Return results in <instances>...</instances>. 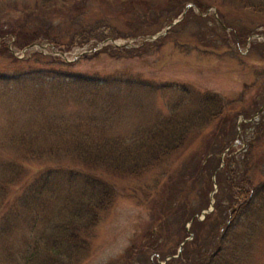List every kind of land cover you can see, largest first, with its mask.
Returning a JSON list of instances; mask_svg holds the SVG:
<instances>
[{"label": "rangeland", "instance_id": "obj_1", "mask_svg": "<svg viewBox=\"0 0 264 264\" xmlns=\"http://www.w3.org/2000/svg\"><path fill=\"white\" fill-rule=\"evenodd\" d=\"M201 1L208 5L200 8L192 0H185L180 11L174 13V0H77L56 7L42 0H0V20L13 24L25 21L31 29L47 26L57 43L44 39L32 42L34 46L27 47L19 57L24 46L17 47L14 36L5 32L0 35V47L4 43L8 50L0 51V73L52 66L103 78L107 85L112 78L118 79L114 112L101 125L105 134L120 135L128 141L124 143H131L134 140L128 136L133 130L173 112L192 120L189 124L195 127L201 122L194 111L202 95L207 94L217 95L228 113L226 122L221 119L218 124L215 117L196 132L190 131L181 149L154 162L146 171L136 175L104 171L114 183L113 199L91 229L88 250L71 258L74 264H167L172 258H177L175 264H194L205 248L215 251L221 238L227 252L222 264H264V190L255 200L252 218L238 219L225 237V219L211 227L205 217L214 202L225 205L231 197L232 203L244 201L247 189L264 184V0ZM84 26L94 29L92 34L107 35L72 42L65 49L69 50L66 58L41 56L54 55L53 50L78 39L76 32ZM128 33L134 34L121 36ZM110 34L117 36L112 38ZM126 80L133 82L127 84ZM7 89L0 87V177L12 178L14 185L0 191V214L8 209L5 200L12 193L16 195L18 182L51 166L55 144L63 143L58 136L45 140L38 136L35 148L54 142L52 153L35 151L26 155L22 148L25 142L16 135L26 130L30 113L38 126L40 117L35 110L46 109L52 114L61 111L63 105L53 104L52 99L43 102L40 97L32 98L27 91ZM180 100L183 105L173 106ZM69 108L64 106L63 111ZM222 129L223 139L232 137L230 144L218 153L217 160L209 155L200 160L196 152L206 143L211 146L222 141ZM226 158L230 159L233 175L231 187L222 170ZM198 159L200 167L196 166L191 191L186 195L190 221H176L180 207L172 205L179 195L180 180L187 176L189 161L195 166ZM5 164L13 169H1ZM202 192L208 203L195 213L192 208L201 204ZM20 211L8 220L7 229L6 224H0L4 227L0 232V264H17L19 255L12 258L19 251L27 256L32 233L36 238L40 234L39 248L43 243L45 226L37 224L32 229L26 211ZM61 260L66 264L63 257Z\"/></svg>", "mask_w": 264, "mask_h": 264}, {"label": "trees", "instance_id": "obj_2", "mask_svg": "<svg viewBox=\"0 0 264 264\" xmlns=\"http://www.w3.org/2000/svg\"><path fill=\"white\" fill-rule=\"evenodd\" d=\"M75 1L77 0H42V3L56 7L58 3H61V6ZM174 1L171 11L178 13L185 0ZM192 2L200 8L208 5L201 0H192ZM15 23L0 20V35L5 32L11 33L14 36L13 43L17 47L43 39L48 40L53 45L57 44L48 33L49 28L47 26L31 29L25 21ZM7 24L8 26L4 28ZM91 32H95L94 29L82 27L76 32L78 39L72 40L63 49H59L69 48L70 44L76 40L78 43H82L93 36L101 38L107 35L104 33L92 34ZM133 34H121V36ZM110 36L114 38L117 34H110ZM6 50L8 48L3 43L0 51ZM37 54L41 55L39 52ZM41 56L58 60V56ZM13 60L16 61L17 59L13 58ZM117 80L112 78L109 81L110 85H107L103 78H94L87 74L61 68L55 69L52 66L40 69L28 67L25 70L17 69L0 73V87L3 89L27 91L31 93L30 97L32 96V98L40 97L39 99L43 102L52 99L53 104L70 107L66 111H63L62 107L61 111L52 112V114L46 109L35 110L40 117L37 122L39 128L33 124L34 114L30 113L32 115L26 122V130L22 129L16 135L25 142L22 144V148L26 150V155L35 151H41L42 155L52 153L51 146L54 142L51 145L35 148L34 144L38 136L43 140L51 136H58L63 140V143L55 144L56 156L53 159L54 162L51 163L52 165L43 170L35 171L37 174L34 176L23 177L17 184L16 195L12 193L10 198L5 200L8 209L0 214V224L3 226L6 224V229L11 219L21 213L20 210L26 211L32 229L37 224L45 226V233L41 232L43 239L41 247H38L41 244L39 243L40 234L36 238L35 233H32L28 255L25 256L19 251L12 258L13 261L19 255L17 264H63L62 260L60 261L61 257L64 258L66 264H74L71 262V258L88 250L89 242L87 239L91 229L98 222L100 214L111 205L113 199L114 183L106 178L104 171L108 170L107 172L124 175H136L138 172L146 171L149 166L161 162L165 157L181 149L187 134L190 131L196 132L209 119L217 117L218 124H220L221 119L224 120L223 122L229 119L228 113L224 112V105L217 95H202L199 99V108L194 111L195 114L199 115L201 124L195 127L190 126L189 123L192 120L173 112L170 116L159 119L152 125L148 124L142 129L133 130V133L128 137L134 141L124 143L128 141H123L120 135L105 134V130L101 129L106 116L112 117L110 114L114 112ZM132 82V80L125 81L127 84ZM143 86L147 85L144 84ZM179 105H183L182 100L177 101L173 106ZM262 118L261 115L259 121ZM221 126L223 127V125ZM220 133L222 141L219 139L220 142L213 143L211 146L206 143L196 152L200 160L202 157L207 158L208 155L217 160L218 153L230 144L232 137L223 139V129L220 130ZM64 145L69 146L64 148ZM58 157L60 160L56 165ZM65 157L69 162H66ZM199 159L195 166H192L189 161L190 167L189 171L186 172L187 176L180 180L182 184L177 190L179 195L174 198L172 205L180 207L176 221L182 219L184 221L185 218V221L187 219L190 221L191 210L188 208L189 200H187L186 195L191 191L189 185L193 181L195 172H197L196 166L200 167ZM229 160L227 158L224 160L222 170L227 174L229 178L227 184L231 187L233 175L229 169ZM9 165L5 164L1 169H13V166ZM218 173L216 172L215 181L220 187L221 179ZM13 185L12 178L0 177V191ZM263 190L264 184H260L258 187L247 189V199L244 201L236 200V203H232L233 198L231 197V201L225 205L214 202L212 211L205 214V217L210 219L211 227L218 226L221 224L219 220L223 219L224 221L225 219L224 223L227 227L224 228L227 231L224 234L225 237L229 234L228 230L232 229V224H236L238 219L252 218L253 212L256 211L254 209L255 200L260 198ZM200 195L202 196L201 204L197 208H192L195 213H200L201 209H205L204 207L208 203L204 199V192ZM10 209L12 210L10 211ZM221 214L223 215L221 216ZM186 215L188 218L185 217ZM9 219L10 221H8ZM193 223L197 225L198 221L194 219ZM3 231L4 227H1L0 232ZM219 244L215 251L210 252L205 248L194 264H222L227 252L224 246L225 241L222 238ZM40 249L41 255L34 257ZM48 253L54 257L49 256ZM186 255L187 251H184L182 256L185 257ZM176 261L177 258H172L167 264L169 262L175 264Z\"/></svg>", "mask_w": 264, "mask_h": 264}, {"label": "built area", "instance_id": "obj_3", "mask_svg": "<svg viewBox=\"0 0 264 264\" xmlns=\"http://www.w3.org/2000/svg\"><path fill=\"white\" fill-rule=\"evenodd\" d=\"M32 46H34V45H32ZM39 46V45H38ZM36 47V46H35ZM54 51V54H57V55H60V56H63V57H65L66 58V56H67V53L69 52V51H67V52H61V51H58V50H53ZM22 53H23V49H21L20 51H19V54H18V56H20V55H22Z\"/></svg>", "mask_w": 264, "mask_h": 264}, {"label": "water", "instance_id": "obj_4", "mask_svg": "<svg viewBox=\"0 0 264 264\" xmlns=\"http://www.w3.org/2000/svg\"><path fill=\"white\" fill-rule=\"evenodd\" d=\"M171 23H174V21H172ZM171 23H169L168 25H170ZM168 25H167V26H168ZM167 26H166V27H164V30L167 28Z\"/></svg>", "mask_w": 264, "mask_h": 264}]
</instances>
